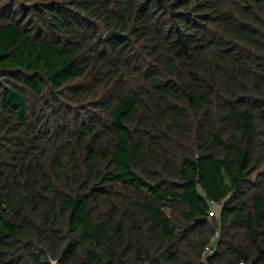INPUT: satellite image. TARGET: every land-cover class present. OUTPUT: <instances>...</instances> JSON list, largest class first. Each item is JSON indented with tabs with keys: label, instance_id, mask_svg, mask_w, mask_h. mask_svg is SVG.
<instances>
[{
	"label": "trees",
	"instance_id": "1",
	"mask_svg": "<svg viewBox=\"0 0 264 264\" xmlns=\"http://www.w3.org/2000/svg\"><path fill=\"white\" fill-rule=\"evenodd\" d=\"M240 262L264 264V0H0V264Z\"/></svg>",
	"mask_w": 264,
	"mask_h": 264
},
{
	"label": "built area",
	"instance_id": "2",
	"mask_svg": "<svg viewBox=\"0 0 264 264\" xmlns=\"http://www.w3.org/2000/svg\"><path fill=\"white\" fill-rule=\"evenodd\" d=\"M222 202V201H221ZM221 202H214V201H211L210 202V209H209V216H217V207L219 205H221ZM219 235V231L216 230L214 235L212 236V238H215ZM212 247H211V243L207 244L206 247H205V251L207 253H211L212 252ZM240 264H245L244 262H240Z\"/></svg>",
	"mask_w": 264,
	"mask_h": 264
},
{
	"label": "water",
	"instance_id": "3",
	"mask_svg": "<svg viewBox=\"0 0 264 264\" xmlns=\"http://www.w3.org/2000/svg\"><path fill=\"white\" fill-rule=\"evenodd\" d=\"M112 37H128V34H123V33L119 32V31H116V30H110L104 36V38L106 40H108V39H110ZM203 220H206V217L196 218L195 219V223L203 221Z\"/></svg>",
	"mask_w": 264,
	"mask_h": 264
},
{
	"label": "crops",
	"instance_id": "4",
	"mask_svg": "<svg viewBox=\"0 0 264 264\" xmlns=\"http://www.w3.org/2000/svg\"><path fill=\"white\" fill-rule=\"evenodd\" d=\"M217 238H218V236L215 237V238H211V243H212V244H215V242L217 241Z\"/></svg>",
	"mask_w": 264,
	"mask_h": 264
}]
</instances>
